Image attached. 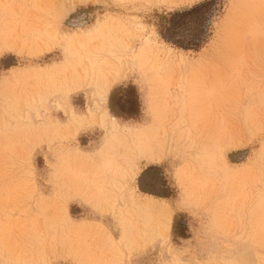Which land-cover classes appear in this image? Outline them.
I'll return each instance as SVG.
<instances>
[{
    "label": "rangeland",
    "instance_id": "obj_1",
    "mask_svg": "<svg viewBox=\"0 0 264 264\" xmlns=\"http://www.w3.org/2000/svg\"><path fill=\"white\" fill-rule=\"evenodd\" d=\"M0 264H264V0H0Z\"/></svg>",
    "mask_w": 264,
    "mask_h": 264
}]
</instances>
